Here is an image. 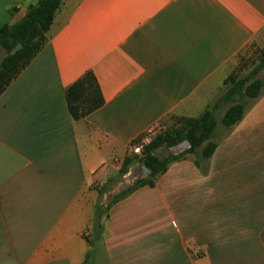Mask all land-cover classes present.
<instances>
[{"label":"crops","instance_id":"0c3cea01","mask_svg":"<svg viewBox=\"0 0 264 264\" xmlns=\"http://www.w3.org/2000/svg\"><path fill=\"white\" fill-rule=\"evenodd\" d=\"M34 1L0 0V27ZM253 43L264 0H63L0 94V264H84L89 239V264H264V91L201 167L185 155L93 227L98 189L142 178L120 175L130 145L203 115ZM88 72L105 104L76 121L66 90Z\"/></svg>","mask_w":264,"mask_h":264},{"label":"trees","instance_id":"16d2710c","mask_svg":"<svg viewBox=\"0 0 264 264\" xmlns=\"http://www.w3.org/2000/svg\"><path fill=\"white\" fill-rule=\"evenodd\" d=\"M63 0H39L37 5L18 23L6 24L0 27V47L5 51L6 55L0 63V94L4 93L7 87L17 78L21 71L26 68L30 62L43 50L48 42V33L54 23L55 17L61 8ZM262 68L255 69L258 72ZM227 86L234 84L224 102L236 99L240 92L244 91L247 100L245 102H234L222 119V124L226 129H231L239 123L250 104H252L262 93L264 84L260 80H255L246 86V81L238 80L236 75H230L224 81ZM66 99L69 112L76 121L85 119L87 116L97 111L105 104L99 83L93 72L86 73L81 79L75 82L66 90ZM221 104L215 105L213 110H206L203 115L198 118H182L185 125L182 129H174L167 133L164 137L150 143L145 147L142 156L133 155L127 157L120 170L123 176L129 172L133 164L139 162L150 170L147 178H140L135 183L120 193L113 196L111 202L104 208L98 203L96 207V216L94 218L93 227L100 233L96 234V238L101 235L102 216L109 217L110 209L117 203L126 199L134 192L143 187H155L157 178L166 173L169 166L184 158L185 153L171 154L161 159L155 152L161 146L168 148H176L181 142L188 141L191 148L186 153H193L197 148L201 147L206 141L210 140L216 127L214 114ZM200 133V135H199ZM138 141V140H137ZM135 141L134 143H136ZM217 148V143L209 142L197 165L201 167V162L211 158ZM100 197H103L106 191L98 189ZM95 238V239H96ZM94 240L89 239L90 252L86 256L84 264H89L91 259Z\"/></svg>","mask_w":264,"mask_h":264},{"label":"rangeland","instance_id":"374dc122","mask_svg":"<svg viewBox=\"0 0 264 264\" xmlns=\"http://www.w3.org/2000/svg\"><path fill=\"white\" fill-rule=\"evenodd\" d=\"M5 55H6L5 51L2 50L0 47V63H1L2 57L4 58ZM260 66H262V68H260V70L256 72L255 69L259 68ZM230 67H231V70L227 77H229L230 75H236L238 80L246 81V86L255 80H260L264 84V45H258L256 43H253L247 49H245L243 53L237 56V58L231 63ZM224 81L225 80H223L220 83V85L216 88L214 99L210 102L209 107H208L209 110L211 111L213 110L215 105L221 104L214 114L216 127L213 131L212 138L206 141L201 147L197 148L196 151H194L193 153H186L191 148V144H190V147H188L187 149L178 151V152L176 151V148H168L167 146H161L155 152L158 157H160L161 159H164L170 156L171 154L178 155L181 153H185L186 156L190 155L196 159H199L205 146L209 142L217 143L220 140V138H222V136H224V134L228 132V129H226L224 125L222 124L223 117L225 116L228 108L231 105H233L234 102H245L247 100V97L245 96L244 91H242L240 92L238 96H236L235 101L231 100V101L224 102V99L227 97L229 92L232 90V87H234L233 86L234 84H229L226 86L224 84ZM263 91H264V88H263ZM184 125H185V122L182 120V118L174 116L169 119H166L165 121H163L161 124L158 125V127L156 128V131L150 137V143L158 140L160 137H164L167 133L171 132L174 129H182ZM129 156L132 157L133 155H129ZM141 175H142V171L140 169H137L134 176L139 178ZM133 178H134L133 176L129 179L121 178L119 180V186L123 188H127L128 184L130 185V182L134 180ZM106 195H107L106 198H104L105 196L104 195L99 200V204H101L103 208L106 207L113 198V196L108 195V193H106ZM104 217H105V214L102 216V218ZM97 225L98 224L95 223L96 231L94 235H96L97 233L98 234L100 233L99 229H97Z\"/></svg>","mask_w":264,"mask_h":264},{"label":"built area","instance_id":"2783aa9c","mask_svg":"<svg viewBox=\"0 0 264 264\" xmlns=\"http://www.w3.org/2000/svg\"><path fill=\"white\" fill-rule=\"evenodd\" d=\"M157 127L153 128L149 133L144 135L136 143H132L129 147V154L130 155H138V156L143 155L144 149L146 146H148L150 144V137L154 134Z\"/></svg>","mask_w":264,"mask_h":264},{"label":"water","instance_id":"95a60500","mask_svg":"<svg viewBox=\"0 0 264 264\" xmlns=\"http://www.w3.org/2000/svg\"><path fill=\"white\" fill-rule=\"evenodd\" d=\"M37 3H38V0H35V1L32 3V5L29 7V11L32 10V9L34 8V6L37 5ZM29 11H28V12H29ZM188 147H190V143H189L188 141H185V142L179 144V145L176 147V151H177V152H178V151H182V150L187 149ZM141 168H142V178H147V177L149 176V174H150V170H149L147 167H145L144 165L141 166Z\"/></svg>","mask_w":264,"mask_h":264}]
</instances>
